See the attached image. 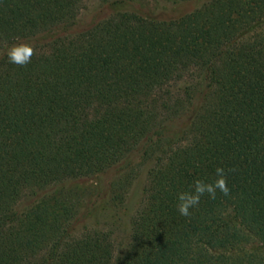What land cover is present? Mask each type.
Segmentation results:
<instances>
[{
  "label": "trees",
  "instance_id": "obj_1",
  "mask_svg": "<svg viewBox=\"0 0 264 264\" xmlns=\"http://www.w3.org/2000/svg\"><path fill=\"white\" fill-rule=\"evenodd\" d=\"M100 2L108 16L77 29L83 0H0V264H264V0ZM151 2L194 6L163 18ZM20 42L24 67L4 55ZM138 151L128 241L75 234L68 184L114 169L121 198ZM217 167L229 195L180 215Z\"/></svg>",
  "mask_w": 264,
  "mask_h": 264
},
{
  "label": "rangeland",
  "instance_id": "obj_2",
  "mask_svg": "<svg viewBox=\"0 0 264 264\" xmlns=\"http://www.w3.org/2000/svg\"><path fill=\"white\" fill-rule=\"evenodd\" d=\"M141 4L146 11L154 12L163 18L184 13L191 10L194 6L193 3L175 6L167 3L154 4L152 2L150 4ZM81 7L77 29L87 28L100 19L106 18L109 13L106 8L107 5L101 3L100 0H83ZM181 123L182 120L179 119L173 125L178 128ZM140 161L139 151L138 153L135 152L133 155L134 165H130L126 169H120V173L133 169L132 172L137 175L121 198H113L111 193V183L118 175V172L114 169L96 178H81L68 184V187L77 193V196H74L78 201L76 202L77 207L73 223V232L75 234H81L84 230L99 229L110 231L113 239L118 244H124L128 241L132 217L142 206L144 200L143 191L148 184L146 180L148 164L140 167L138 166ZM27 193L23 194L20 203L28 204L30 202L32 197Z\"/></svg>",
  "mask_w": 264,
  "mask_h": 264
},
{
  "label": "clouds",
  "instance_id": "obj_3",
  "mask_svg": "<svg viewBox=\"0 0 264 264\" xmlns=\"http://www.w3.org/2000/svg\"><path fill=\"white\" fill-rule=\"evenodd\" d=\"M36 54L34 46L27 42H20L9 46L4 55L9 63L24 67L31 62V58ZM234 171V170H230ZM216 179L213 182H205L201 179L194 180L191 190L178 194L177 210L180 215L188 217L191 215L190 209L198 206L200 198L205 194L210 199L216 198L217 190L224 196H228L230 189L225 179V170L222 167L215 169Z\"/></svg>",
  "mask_w": 264,
  "mask_h": 264
}]
</instances>
